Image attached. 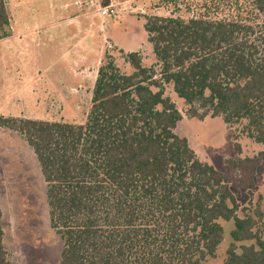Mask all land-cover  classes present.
<instances>
[{
  "label": "trees",
  "instance_id": "trees-1",
  "mask_svg": "<svg viewBox=\"0 0 264 264\" xmlns=\"http://www.w3.org/2000/svg\"><path fill=\"white\" fill-rule=\"evenodd\" d=\"M209 3L189 19L146 17L159 73L138 52L127 56L129 75L108 57L84 124L0 117L36 155L61 264H204L224 241L222 221L234 225L224 264H264V208L240 218L237 194L252 193L264 161V0ZM221 3L230 15L220 17ZM10 24L0 0V40L12 35ZM166 84L192 119L247 121L243 132L263 150L227 160L225 172L199 160L175 133L183 118ZM0 264H13L1 211Z\"/></svg>",
  "mask_w": 264,
  "mask_h": 264
},
{
  "label": "rangeland",
  "instance_id": "rangeland-1",
  "mask_svg": "<svg viewBox=\"0 0 264 264\" xmlns=\"http://www.w3.org/2000/svg\"><path fill=\"white\" fill-rule=\"evenodd\" d=\"M5 2L12 35L0 41V117L71 124L86 122L98 71L108 57L113 58L122 73L129 75L133 68L127 56L138 52L144 66L153 67L159 73L160 67L144 29L146 17L189 19L203 14L205 6L214 3L210 4L209 0H177L176 4L170 0ZM108 6L114 14L102 16V10ZM220 6L217 11L220 17L230 15L229 8L222 3ZM69 15L78 17L79 33L68 21L62 22ZM77 39L79 53L76 48L73 51L67 47L69 43L76 44ZM165 93L183 118L175 133L188 140L199 160L225 172L227 160L254 157L263 150L261 144L243 132L247 121L228 125L221 117L192 119L187 115L189 107L174 92L172 84L165 85ZM251 192L237 191L240 218L258 204L264 208V200H260L261 196L264 198V161L256 172ZM0 211L10 262L61 264L63 240L51 225L47 186L36 155L23 135L2 127ZM221 224L225 230L224 241L216 257L204 264L225 263L234 225L223 221ZM250 244L244 242L237 246Z\"/></svg>",
  "mask_w": 264,
  "mask_h": 264
},
{
  "label": "crops",
  "instance_id": "crops-1",
  "mask_svg": "<svg viewBox=\"0 0 264 264\" xmlns=\"http://www.w3.org/2000/svg\"><path fill=\"white\" fill-rule=\"evenodd\" d=\"M71 14H73L72 12H71ZM66 21H68V23H69V25L71 24L72 26H73V30H76V32H78V30H79V28H80V24H79V21H78V17H75V16H68V17H66L65 19H63L62 20V22H66ZM76 25V26H75ZM79 33V32H78ZM73 36V38H74V36L75 35H72ZM72 38V39H73ZM4 39H2V40H0V41H3ZM75 41V40H74ZM67 47H68V49L69 50H73L74 51V49L76 48V50H77V52L79 53V48H80V46H79V40L77 39V43L76 44H72V43H69L68 45H67ZM75 60H73L72 59V65H75ZM73 67V66H72ZM74 69V68H73Z\"/></svg>",
  "mask_w": 264,
  "mask_h": 264
},
{
  "label": "built area",
  "instance_id": "built-area-1",
  "mask_svg": "<svg viewBox=\"0 0 264 264\" xmlns=\"http://www.w3.org/2000/svg\"><path fill=\"white\" fill-rule=\"evenodd\" d=\"M114 14V10H112L109 6L102 10V16H111Z\"/></svg>",
  "mask_w": 264,
  "mask_h": 264
}]
</instances>
